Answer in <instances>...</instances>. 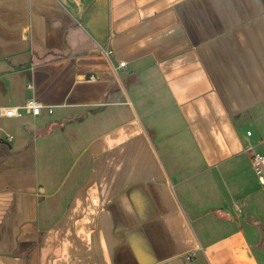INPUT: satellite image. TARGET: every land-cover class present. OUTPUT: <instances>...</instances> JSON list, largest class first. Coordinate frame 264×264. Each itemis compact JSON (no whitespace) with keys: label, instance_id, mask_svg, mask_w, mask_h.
<instances>
[{"label":"crops","instance_id":"0c3cea01","mask_svg":"<svg viewBox=\"0 0 264 264\" xmlns=\"http://www.w3.org/2000/svg\"><path fill=\"white\" fill-rule=\"evenodd\" d=\"M31 98L0 264H264V0H0V106Z\"/></svg>","mask_w":264,"mask_h":264},{"label":"built area","instance_id":"2783aa9c","mask_svg":"<svg viewBox=\"0 0 264 264\" xmlns=\"http://www.w3.org/2000/svg\"><path fill=\"white\" fill-rule=\"evenodd\" d=\"M111 53V52H109ZM119 66L122 68H125L127 66V62L125 60H122L119 62ZM43 105L41 102H39L35 98H31L27 100L23 105L18 106H0V117L1 116H7V117H18L22 116L24 114L23 108L27 109L31 114L37 116L41 113L43 109ZM50 112L53 111V109L49 108ZM248 135L251 134V131L247 132ZM6 135L8 139H12L13 135L9 132H6ZM253 166L257 174L259 175V179L262 183H264V156L259 153H254L253 155ZM238 209L240 208V205H237Z\"/></svg>","mask_w":264,"mask_h":264},{"label":"water","instance_id":"95a60500","mask_svg":"<svg viewBox=\"0 0 264 264\" xmlns=\"http://www.w3.org/2000/svg\"><path fill=\"white\" fill-rule=\"evenodd\" d=\"M0 142L5 143L7 145H11L9 140L2 138V137H0Z\"/></svg>","mask_w":264,"mask_h":264},{"label":"rangeland","instance_id":"374dc122","mask_svg":"<svg viewBox=\"0 0 264 264\" xmlns=\"http://www.w3.org/2000/svg\"><path fill=\"white\" fill-rule=\"evenodd\" d=\"M30 125H32V122H30Z\"/></svg>","mask_w":264,"mask_h":264}]
</instances>
